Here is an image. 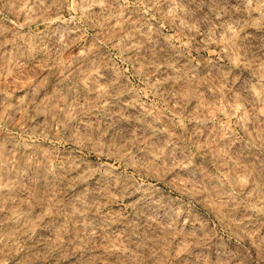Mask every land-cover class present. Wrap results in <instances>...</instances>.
Masks as SVG:
<instances>
[{
	"label": "clouds",
	"instance_id": "clouds-1",
	"mask_svg": "<svg viewBox=\"0 0 264 264\" xmlns=\"http://www.w3.org/2000/svg\"><path fill=\"white\" fill-rule=\"evenodd\" d=\"M0 264H264V0H0Z\"/></svg>",
	"mask_w": 264,
	"mask_h": 264
},
{
	"label": "rangeland",
	"instance_id": "rangeland-1",
	"mask_svg": "<svg viewBox=\"0 0 264 264\" xmlns=\"http://www.w3.org/2000/svg\"><path fill=\"white\" fill-rule=\"evenodd\" d=\"M24 87H27V85L25 84V85H24ZM16 91H17V92H19V91H20V89H19V88H17V89H16Z\"/></svg>",
	"mask_w": 264,
	"mask_h": 264
}]
</instances>
